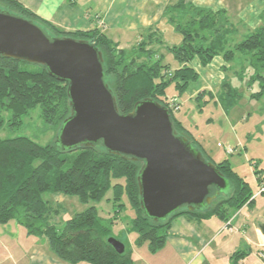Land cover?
I'll return each mask as SVG.
<instances>
[{
  "label": "trees",
  "instance_id": "obj_1",
  "mask_svg": "<svg viewBox=\"0 0 264 264\" xmlns=\"http://www.w3.org/2000/svg\"><path fill=\"white\" fill-rule=\"evenodd\" d=\"M0 8L34 21L51 36L73 37L94 44L103 53L105 80L120 112H131L143 99L162 103L169 108L179 135L187 137L207 160L215 163L230 183V191L218 196L205 210L181 209L156 222L141 207V161L112 154L102 146L63 149L57 144L42 145L27 136L0 137V224L15 221L25 228L27 235L46 237L50 251L68 264H133L131 246L114 234L115 224L126 209L122 202L124 193L133 210L130 231L137 234L135 244H147L152 252L164 246L175 218L217 216L226 222L251 201L249 182L232 168L229 159L216 162L204 152L190 129L176 117L180 107H171V103L174 97L183 99L189 84L199 79L191 63L198 59L207 66L217 56L232 62L239 55L248 61L251 70L244 67L240 78L249 80L251 86L258 82L260 89L251 95L263 96L264 25L233 43L235 28L225 10L198 7L193 0H177L167 6L165 16L183 37L180 45H164L161 34L152 30L132 48L125 49L97 27L67 31L16 0H0ZM24 63L27 62L0 57V128L20 125L24 117L39 107L40 118L59 133L71 114L69 84L50 75L44 66L32 64L34 68L27 69ZM171 87L173 94L168 92ZM242 97L240 87L225 80L221 94L224 107L232 109ZM214 99L212 93L202 91L195 102L205 105ZM109 191L112 195L108 201H112L114 209L106 217L100 215L96 204ZM47 192L76 196L82 203L94 204L68 219L60 229L52 221L60 209L44 199ZM110 237L125 243L124 253L115 250L108 241ZM243 257L244 252L236 251L228 264H242Z\"/></svg>",
  "mask_w": 264,
  "mask_h": 264
},
{
  "label": "crops",
  "instance_id": "obj_2",
  "mask_svg": "<svg viewBox=\"0 0 264 264\" xmlns=\"http://www.w3.org/2000/svg\"><path fill=\"white\" fill-rule=\"evenodd\" d=\"M16 1L67 31L90 30L97 27L125 49L132 48L152 30L161 34L164 45H180L183 40L181 34L165 16L167 6L177 0ZM228 2L229 0H193L194 5L198 7L214 11L225 10L235 28V36L239 34L247 36L251 31L264 25V0H248L238 12V20L234 21L230 17L232 6H229ZM246 27L250 32H245ZM191 65L199 73L197 81L200 80V83L197 87H191V90L189 89L192 82L189 84L183 97L186 102H195L202 91H206L207 94L212 93L215 99L211 102H218L223 114L230 118L241 101L245 99L261 101L262 99V96L253 98L251 94L256 90L254 91L249 85V80L241 79V84L247 83V94L243 92L240 102L232 109L227 110L224 107L221 94L225 80L238 86L239 81L236 83L234 79L238 80L241 77L244 67L250 68L249 62L239 55L232 62L226 61L223 56H217L207 66H203L198 59ZM251 116L252 114H249L246 117L241 113L235 118L240 123L244 120L249 121ZM190 129L208 156L216 162L229 159L232 168L246 179L238 171L240 166L237 169L236 165H240V161L233 157H226L227 154L234 155L238 149L244 148L245 155L251 163L248 173L251 174L252 182L256 183L258 190L254 191L251 182L247 180L253 195L251 201L230 218L232 231L223 230L225 221L217 216L196 219L181 215L173 220L166 243L158 251L152 252L147 244L137 246L136 238L134 239L130 244L133 251V264H228L231 255L236 251L244 252L242 264H264L262 258L264 233L261 229V224L264 223V192L258 194L259 189L264 185V120H261V124L255 120L249 129L244 130L243 135L240 134L235 146L223 139V142L217 139L216 142H212L209 137L202 140V136L192 128ZM259 167L261 170H257ZM260 177L263 180H260ZM23 233L30 243L25 245L22 251L19 250L20 247L16 245L14 239L0 234V264H68L58 259L50 248L46 247L47 244L44 246L45 241L32 240L26 231Z\"/></svg>",
  "mask_w": 264,
  "mask_h": 264
},
{
  "label": "water",
  "instance_id": "obj_3",
  "mask_svg": "<svg viewBox=\"0 0 264 264\" xmlns=\"http://www.w3.org/2000/svg\"><path fill=\"white\" fill-rule=\"evenodd\" d=\"M0 57L44 66L68 82L71 114L59 130V145L102 146L141 161V207L152 220H166L181 209L205 210L230 191L216 164L179 135L168 107L148 98L120 112L105 80L103 53L89 41L51 36L34 21L0 8ZM261 229L264 233V223ZM108 241L118 253L126 250L121 240Z\"/></svg>",
  "mask_w": 264,
  "mask_h": 264
},
{
  "label": "rangeland",
  "instance_id": "obj_4",
  "mask_svg": "<svg viewBox=\"0 0 264 264\" xmlns=\"http://www.w3.org/2000/svg\"><path fill=\"white\" fill-rule=\"evenodd\" d=\"M248 0H229L228 4L231 5L230 14L231 20H238V12L241 11V6L247 4ZM2 9V8H1ZM236 23V22H234ZM238 28V27H237ZM239 29V28H238ZM246 33L248 31V27L245 28ZM240 35V36H239ZM237 36L232 37L233 43L242 41L246 34H239ZM172 44V43H171ZM24 68L31 69L34 68L32 64L24 63L22 64ZM248 68L247 70H249ZM231 74V73H229ZM239 78V77H237ZM239 81V83H238ZM234 82L238 83V87L240 90L247 94V83L241 84V78L238 80L234 79ZM200 80L197 82H192L191 87L199 86ZM253 90L258 91L260 89V84L256 82L253 84ZM214 89H216L214 87ZM172 87L169 89V94H173ZM243 100L241 103L233 110L230 118L223 114V110L221 105L218 102H210L205 105L198 102H189L183 98L178 99V112H176V117L181 119L182 122L190 129L202 136V140L209 137L212 142H216V139L219 141L225 140L229 141L230 144H234V146L238 143L237 138H239L240 134L243 135L244 130L249 129L255 120L261 124V120H264V95L262 96L261 101L256 100ZM243 113L246 117L249 114H252L251 119L249 121H242L238 123L237 117ZM40 109L39 107L32 111L31 114L27 115L22 119L20 125H13L0 128V137L1 138H9L16 136H27L37 141L42 145L46 144H57L58 142V132L52 126L47 125L40 118ZM8 116V115H6ZM236 116V118H235ZM191 131V129H190ZM223 139V140H222ZM236 148V147H235ZM236 150V149H235ZM228 158L238 159L240 161V165H236L238 171L242 176L246 177V180L251 182V186L254 191L258 190V186L256 183L252 182V176L249 171L250 162L248 161L244 148H240L236 151L234 155H226ZM257 170H261L259 167ZM251 172V171H250ZM112 192L109 191L106 195L105 199L96 204L99 209V213L102 216L109 217L108 212H112L114 209L112 201H108V197H111ZM223 195V194H222ZM44 199L48 200L54 207H58L60 209L59 213L53 217L52 221L58 226V228L62 229L68 219L75 216L76 214L84 211L90 205L94 203L86 204L82 203L78 197L66 195L64 193H52L47 192L43 195ZM127 194L124 193L122 196V202L126 204V209L120 215V219L115 224L114 234L118 238H121L128 245L133 243L137 234L135 232L130 231V220L133 216V210L129 207V202L127 198ZM113 213V212H112ZM23 231H26L23 226H20L15 221H11L8 224H0V234L5 235L6 237H10L14 239L16 245L20 247V251L23 250L25 245H29L30 240H28ZM32 240H40L45 241L44 246L49 247L48 240L46 237H36L30 236ZM42 243V242H40ZM23 245V246H22ZM25 249H27L25 247Z\"/></svg>",
  "mask_w": 264,
  "mask_h": 264
},
{
  "label": "built area",
  "instance_id": "obj_5",
  "mask_svg": "<svg viewBox=\"0 0 264 264\" xmlns=\"http://www.w3.org/2000/svg\"><path fill=\"white\" fill-rule=\"evenodd\" d=\"M175 106L178 109V98L174 97L172 99V103H171V107ZM230 152H232V150H230ZM264 192V185L259 189L258 194ZM223 230H228V231H232L233 230V226H232V220L229 219L228 221L225 222V225L223 227ZM262 258L264 259V254H262Z\"/></svg>",
  "mask_w": 264,
  "mask_h": 264
}]
</instances>
